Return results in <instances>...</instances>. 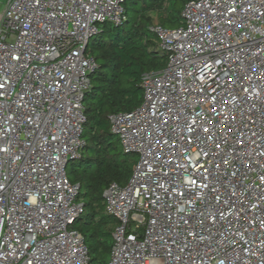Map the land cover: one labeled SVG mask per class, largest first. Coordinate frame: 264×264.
Wrapping results in <instances>:
<instances>
[{
  "label": "built area",
  "instance_id": "2783aa9c",
  "mask_svg": "<svg viewBox=\"0 0 264 264\" xmlns=\"http://www.w3.org/2000/svg\"><path fill=\"white\" fill-rule=\"evenodd\" d=\"M127 0H8L0 16V264H92L67 175L80 158L87 54ZM150 31L167 64L111 114L137 163L109 185L108 264H264V0H192Z\"/></svg>",
  "mask_w": 264,
  "mask_h": 264
},
{
  "label": "trees",
  "instance_id": "16d2710c",
  "mask_svg": "<svg viewBox=\"0 0 264 264\" xmlns=\"http://www.w3.org/2000/svg\"><path fill=\"white\" fill-rule=\"evenodd\" d=\"M190 1L127 0L123 22L108 32L101 30L97 40L94 37L88 45L87 54L98 68L90 75L91 86L85 97V144L80 158L70 161L66 172L80 187L78 201L85 210L75 228L85 238L92 264H108L110 256L107 238H113V231L105 234L97 223L105 213L104 193L112 183L127 185L134 170L131 154L120 150L109 117L138 108L143 100V75L160 71L167 64V54L159 49L150 31L154 24L151 13L162 26L179 28L183 25L182 11Z\"/></svg>",
  "mask_w": 264,
  "mask_h": 264
},
{
  "label": "rangeland",
  "instance_id": "374dc122",
  "mask_svg": "<svg viewBox=\"0 0 264 264\" xmlns=\"http://www.w3.org/2000/svg\"><path fill=\"white\" fill-rule=\"evenodd\" d=\"M7 3H8V0H0V16L3 14ZM151 16L153 18V23H159V21L157 20L156 14L151 13ZM114 26H115V24H113V23H107L106 25H102L101 29L102 30L104 29L105 31L108 32L110 29L114 28ZM168 29H171V28H168ZM98 37H99V35L96 36L95 37L96 39H93V40L96 41ZM119 146H120V150H123L121 144H119ZM137 160H138V157L136 155H130V161H131V165L133 167H135ZM69 174H70V171H69ZM84 200H85V202L88 201L86 198ZM97 223L99 224L100 228L104 231V233L107 234V233L112 232L114 230V227H115L117 222L114 218H112V217L108 216L106 213H104V216L102 218L97 219ZM107 240H108V243L111 244V246H112L113 238H110V239L107 238ZM93 244L96 245L97 243L94 242Z\"/></svg>",
  "mask_w": 264,
  "mask_h": 264
}]
</instances>
